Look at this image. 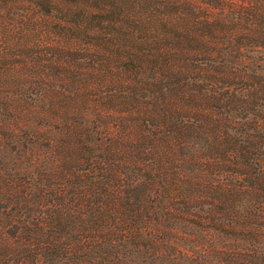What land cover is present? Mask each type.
<instances>
[{"label":"trees","instance_id":"trees-1","mask_svg":"<svg viewBox=\"0 0 264 264\" xmlns=\"http://www.w3.org/2000/svg\"><path fill=\"white\" fill-rule=\"evenodd\" d=\"M0 264H264V0H0Z\"/></svg>","mask_w":264,"mask_h":264}]
</instances>
